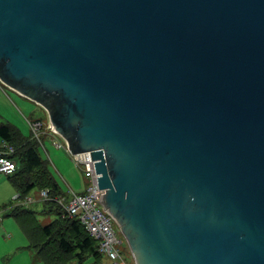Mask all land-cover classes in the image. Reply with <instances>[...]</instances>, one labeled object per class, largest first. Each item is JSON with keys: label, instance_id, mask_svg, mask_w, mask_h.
Returning <instances> with one entry per match:
<instances>
[{"label": "water", "instance_id": "obj_1", "mask_svg": "<svg viewBox=\"0 0 264 264\" xmlns=\"http://www.w3.org/2000/svg\"><path fill=\"white\" fill-rule=\"evenodd\" d=\"M0 82L91 152L136 264H264V0H0Z\"/></svg>", "mask_w": 264, "mask_h": 264}, {"label": "trees", "instance_id": "obj_2", "mask_svg": "<svg viewBox=\"0 0 264 264\" xmlns=\"http://www.w3.org/2000/svg\"><path fill=\"white\" fill-rule=\"evenodd\" d=\"M0 136L16 149L11 158L16 161L17 169L9 179L22 199L34 190L47 189L50 192L51 199L42 200V211L13 202L7 214L14 218L39 259L44 264H102L106 255L100 251L99 241L89 234L79 219L64 214L55 200L64 191L50 159L42 156L40 143L32 135L24 136L10 124H0ZM39 213H53L55 217L43 225L38 218Z\"/></svg>", "mask_w": 264, "mask_h": 264}, {"label": "built area", "instance_id": "obj_3", "mask_svg": "<svg viewBox=\"0 0 264 264\" xmlns=\"http://www.w3.org/2000/svg\"><path fill=\"white\" fill-rule=\"evenodd\" d=\"M29 124L33 137L40 143L44 150V136L52 135L54 139L55 137L59 139L60 134L53 128L52 124L49 126L50 132L43 129L41 121L30 120ZM57 146L59 148H66L72 155L74 163L79 167H84L83 172L91 183L83 193L75 192L69 188L66 194L57 196L55 200L63 208L64 214L70 218L79 219L89 234L99 241L100 251L109 258L111 264H120L121 262L126 264L122 252L119 249V246L124 243V240L118 235L119 229L115 226L114 217L103 205L104 191L99 187V175L96 173L95 161L92 159L91 152L72 154L66 141H61ZM15 152L16 149L13 146L7 143L1 145L0 174L11 175L16 171L17 163L11 158ZM49 193L47 189L42 190V199H51ZM19 198L20 195L18 194L16 199ZM34 201L35 198L31 199L27 197L22 202L31 203Z\"/></svg>", "mask_w": 264, "mask_h": 264}, {"label": "crops", "instance_id": "obj_4", "mask_svg": "<svg viewBox=\"0 0 264 264\" xmlns=\"http://www.w3.org/2000/svg\"><path fill=\"white\" fill-rule=\"evenodd\" d=\"M4 87V84L0 82V124H10L18 128L24 136L30 137L32 131L29 120L32 119L25 116L21 118L20 111H18L12 102V100L14 102L15 100L11 95H8ZM25 123L30 129L29 135L27 133L28 127ZM3 143L7 142H4L3 138L0 136V147ZM46 154L50 159V151H47ZM84 189L85 188L77 190H82L81 192H83ZM2 194L4 195V200L9 201L0 202V264H44L39 259L36 252L29 246L26 236L23 234L14 218L7 216L10 212L9 206L13 202H18L16 195L19 194L14 185L10 182L9 175L0 174V197ZM30 198L32 199L33 197ZM32 203L36 205L32 204L31 206L41 205H39V202ZM30 204L31 203H29V205Z\"/></svg>", "mask_w": 264, "mask_h": 264}, {"label": "rangeland", "instance_id": "obj_5", "mask_svg": "<svg viewBox=\"0 0 264 264\" xmlns=\"http://www.w3.org/2000/svg\"><path fill=\"white\" fill-rule=\"evenodd\" d=\"M4 89L8 93V95H11L15 102V107L20 111L21 118L23 116L30 118L35 121H41L43 125L44 130H48L50 132L49 126H50V120L47 111L37 104L36 102L28 99L27 97L21 95L20 93L14 91L13 89L9 88L8 86L4 85ZM20 118V117H19ZM24 120V119H23ZM26 124V123H25ZM28 127V125L26 124ZM28 135L30 134V129L28 127ZM64 142V140L59 136V139L55 137V139L52 137V135L44 136V143H45V150L50 151V164L53 168L54 174L56 175L58 181L61 184L62 190L67 191L70 187L76 192H81L82 188H87L90 185V180L85 176L83 170L84 167H78L72 158V155L68 152V150L64 147L59 148L57 146L58 143H61V141ZM43 153V157H46V153L41 150ZM80 154V153H79ZM47 158V157H46ZM3 193V192H2ZM34 195L37 199L36 202H39L40 206H31L32 204L36 205L35 203H31L29 206L33 209H36L37 211H42L44 209V203L41 200V193L39 190H34L31 195ZM4 195L0 197V202H7L9 200H4ZM28 206V207H29ZM55 215L52 214H44L39 213L38 218L40 222L43 225L49 224L53 219ZM117 227V225L115 224ZM118 235L122 238H124V235L118 230ZM119 249L121 250L124 258L128 261L129 264H136L133 256L131 254L130 248L128 246V243L126 242L124 238V244L119 246ZM102 264H111L110 260L105 256ZM120 264H125L124 262H121Z\"/></svg>", "mask_w": 264, "mask_h": 264}, {"label": "bare ground", "instance_id": "obj_6", "mask_svg": "<svg viewBox=\"0 0 264 264\" xmlns=\"http://www.w3.org/2000/svg\"><path fill=\"white\" fill-rule=\"evenodd\" d=\"M104 191V190H103ZM103 200H104V195H103Z\"/></svg>", "mask_w": 264, "mask_h": 264}]
</instances>
